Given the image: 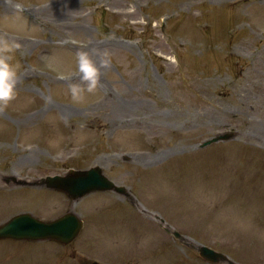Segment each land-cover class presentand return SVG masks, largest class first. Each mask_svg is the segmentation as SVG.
Instances as JSON below:
<instances>
[{
    "label": "rangeland",
    "instance_id": "obj_1",
    "mask_svg": "<svg viewBox=\"0 0 264 264\" xmlns=\"http://www.w3.org/2000/svg\"><path fill=\"white\" fill-rule=\"evenodd\" d=\"M18 1L35 19L7 12L0 0V55L17 74L15 98L0 105V196L9 195L10 208L52 217L71 202L34 180L97 165L133 200L90 194L71 204L84 222L72 246L6 241L0 264H77L81 255L209 264L196 244L238 264H264V0ZM53 1L62 3L57 15L47 14ZM161 14L175 17L163 32ZM49 18L77 20L64 34L88 44L112 38L88 52L104 92L72 100L71 84L56 76H78L85 51L40 45L60 34L45 27ZM4 43L19 47L5 52ZM226 131L234 138L196 148ZM134 153L135 162L121 159ZM154 215L185 242L164 235Z\"/></svg>",
    "mask_w": 264,
    "mask_h": 264
},
{
    "label": "clouds",
    "instance_id": "obj_2",
    "mask_svg": "<svg viewBox=\"0 0 264 264\" xmlns=\"http://www.w3.org/2000/svg\"><path fill=\"white\" fill-rule=\"evenodd\" d=\"M19 47L18 45H9L4 43L2 45L3 51L7 52L11 48ZM79 71L82 74L81 83H74L69 85V91L73 101H80L83 99L85 91L88 93L94 92L99 84V70L89 54L86 52L78 53ZM17 83V74L14 67L10 64L9 58L0 55V105H7L15 98V87Z\"/></svg>",
    "mask_w": 264,
    "mask_h": 264
},
{
    "label": "water",
    "instance_id": "obj_3",
    "mask_svg": "<svg viewBox=\"0 0 264 264\" xmlns=\"http://www.w3.org/2000/svg\"><path fill=\"white\" fill-rule=\"evenodd\" d=\"M88 173H84V175H87ZM94 179H96V183H94V185H98L99 182L103 179L99 174V172H97L96 170H91L89 173ZM88 190H83L82 193L87 192ZM40 235H35V238L39 237ZM202 253H204L205 255L212 257V255H210L211 253H209L206 249H202L201 250ZM216 261H218L219 259H215Z\"/></svg>",
    "mask_w": 264,
    "mask_h": 264
},
{
    "label": "bare ground",
    "instance_id": "obj_4",
    "mask_svg": "<svg viewBox=\"0 0 264 264\" xmlns=\"http://www.w3.org/2000/svg\"><path fill=\"white\" fill-rule=\"evenodd\" d=\"M68 5H72V3H68ZM60 10H62V9H60ZM65 11V10H64ZM61 13V12H60ZM53 15H57L56 13H53ZM90 51V50H89ZM89 51H87L86 53H88ZM98 70L100 71V68H98ZM262 132H264V131H262ZM4 201V200H3Z\"/></svg>",
    "mask_w": 264,
    "mask_h": 264
}]
</instances>
